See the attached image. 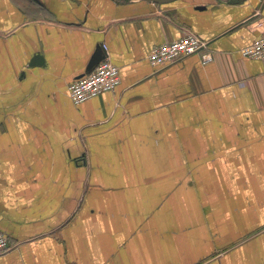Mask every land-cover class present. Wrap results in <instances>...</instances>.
Returning a JSON list of instances; mask_svg holds the SVG:
<instances>
[{
    "label": "crops",
    "instance_id": "1",
    "mask_svg": "<svg viewBox=\"0 0 264 264\" xmlns=\"http://www.w3.org/2000/svg\"><path fill=\"white\" fill-rule=\"evenodd\" d=\"M262 35L264 0H0V264H264ZM103 46L121 84L75 106Z\"/></svg>",
    "mask_w": 264,
    "mask_h": 264
},
{
    "label": "built area",
    "instance_id": "2",
    "mask_svg": "<svg viewBox=\"0 0 264 264\" xmlns=\"http://www.w3.org/2000/svg\"><path fill=\"white\" fill-rule=\"evenodd\" d=\"M207 48V43L193 33H187L177 40L166 41L156 46L149 54L152 66L167 67L199 53ZM104 59L89 74L73 81L68 86V95L75 106L96 98L105 93L114 92L121 84L120 69L109 58L107 46H103ZM243 57L264 63V35L251 45L241 50ZM212 60L210 55L204 56V63ZM12 249L10 238L0 230V257Z\"/></svg>",
    "mask_w": 264,
    "mask_h": 264
},
{
    "label": "water",
    "instance_id": "3",
    "mask_svg": "<svg viewBox=\"0 0 264 264\" xmlns=\"http://www.w3.org/2000/svg\"><path fill=\"white\" fill-rule=\"evenodd\" d=\"M127 1H142L150 4H157V5H162V4H167L169 2H172L173 0H127ZM202 7L200 8V10ZM38 59V58H37ZM104 59V53L103 51H99L95 54V56L92 58V61L89 64L88 67V74L91 73L95 67ZM36 60V59H35ZM34 60V61H35Z\"/></svg>",
    "mask_w": 264,
    "mask_h": 264
}]
</instances>
